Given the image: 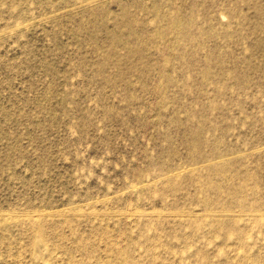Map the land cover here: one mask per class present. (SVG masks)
<instances>
[{"label":"rangeland","instance_id":"obj_1","mask_svg":"<svg viewBox=\"0 0 264 264\" xmlns=\"http://www.w3.org/2000/svg\"><path fill=\"white\" fill-rule=\"evenodd\" d=\"M0 264H264V0H0Z\"/></svg>","mask_w":264,"mask_h":264}]
</instances>
